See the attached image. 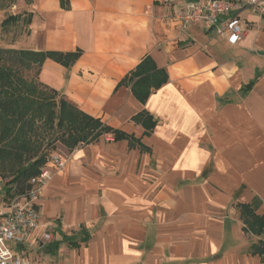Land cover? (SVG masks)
<instances>
[{"label":"crops","instance_id":"0c3cea01","mask_svg":"<svg viewBox=\"0 0 264 264\" xmlns=\"http://www.w3.org/2000/svg\"><path fill=\"white\" fill-rule=\"evenodd\" d=\"M196 1L67 0L62 9L60 0H14L0 9V24L21 16L19 49L79 53L69 68L47 59L38 81L109 129L60 156L66 165L38 200L41 226L12 245L28 264H264L238 209L256 201L264 214V16L242 11L245 31L230 44L175 20ZM140 65L164 78L144 103L131 90ZM7 200L0 182V209ZM44 230L52 240L42 243Z\"/></svg>","mask_w":264,"mask_h":264},{"label":"trees","instance_id":"16d2710c","mask_svg":"<svg viewBox=\"0 0 264 264\" xmlns=\"http://www.w3.org/2000/svg\"><path fill=\"white\" fill-rule=\"evenodd\" d=\"M6 1V5L0 2V9L14 3V0ZM60 2L61 8L67 9V0ZM20 21V15H10L0 27L16 25ZM30 22L31 15H28L23 25ZM78 56L79 53L0 47V172L4 171L10 177L3 185L8 199L28 188L29 178L37 175L46 164L45 152L54 143L59 142L71 151L109 131L98 119L83 114L73 103L38 81L40 68L47 59L69 68ZM136 69L130 78L137 77L138 80L131 90L134 97L144 103L151 89L161 86L164 78L148 77L147 70L141 65ZM142 116L136 120L149 127L146 119L141 120ZM257 205L254 201L250 205L238 206V209L244 231L260 237L264 235V214H256ZM250 252L264 261V238L252 244Z\"/></svg>","mask_w":264,"mask_h":264},{"label":"built area","instance_id":"2783aa9c","mask_svg":"<svg viewBox=\"0 0 264 264\" xmlns=\"http://www.w3.org/2000/svg\"><path fill=\"white\" fill-rule=\"evenodd\" d=\"M246 9H254L260 16H264V0H240L239 4L221 0L188 2L175 20L184 29L196 22L205 24L207 28L214 29L218 36L227 38L230 44H237L245 31L240 13ZM231 12H234L233 15L221 28L219 19ZM65 165L66 162L59 155H49L38 174L29 178L28 188L13 195L1 207L0 264H28L19 255L13 253L12 245L22 246L31 232L41 226L38 200L43 195L45 186L52 179V171L61 170ZM50 240L52 235L44 230L40 241L45 243Z\"/></svg>","mask_w":264,"mask_h":264},{"label":"rangeland","instance_id":"374dc122","mask_svg":"<svg viewBox=\"0 0 264 264\" xmlns=\"http://www.w3.org/2000/svg\"><path fill=\"white\" fill-rule=\"evenodd\" d=\"M0 2H2V5L8 4V1L6 0H1ZM2 14L3 12H0V21L3 19ZM6 15H8V13H5V16ZM9 30L10 32H7V30H0V47L5 49L22 48L23 45L21 44V40L27 32L26 27L25 30H23V27L18 24L16 26H11ZM67 152H69V150H67L61 143L56 142L52 148L47 149L45 152V157H48L51 154L63 156ZM0 174H2V176H0V182L2 185H4L6 181L10 180V177H7L8 175H6L4 171H1ZM248 236L255 242H258L260 239L264 238V235L256 237L251 233H248Z\"/></svg>","mask_w":264,"mask_h":264}]
</instances>
